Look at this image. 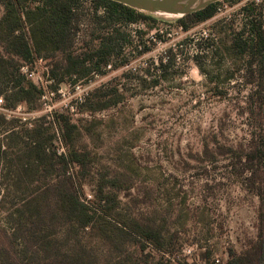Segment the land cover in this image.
Returning a JSON list of instances; mask_svg holds the SVG:
<instances>
[{
  "label": "rangeland",
  "instance_id": "374dc122",
  "mask_svg": "<svg viewBox=\"0 0 264 264\" xmlns=\"http://www.w3.org/2000/svg\"><path fill=\"white\" fill-rule=\"evenodd\" d=\"M88 7L87 1L81 8L77 51L93 29ZM156 16L162 20L128 26L143 31L136 41L148 52L126 47L102 74L66 78L56 90L53 60L39 59L26 69L44 90L40 109L8 111L0 102V113L22 122L69 113L79 128L75 146L88 161L83 171L110 180L120 189L121 210L162 231L167 252L146 248L147 264H219L243 252L258 232L260 200L231 148L249 147L253 135L264 133V104L256 102L258 78L250 82L245 69L249 56L229 46L246 22L249 33L252 18L264 30V0H219L213 17L188 30L176 16ZM148 28L159 33L156 39ZM170 51L179 57L159 67ZM55 143L66 153L58 132ZM83 193L88 198L91 187Z\"/></svg>",
  "mask_w": 264,
  "mask_h": 264
},
{
  "label": "trees",
  "instance_id": "16d2710c",
  "mask_svg": "<svg viewBox=\"0 0 264 264\" xmlns=\"http://www.w3.org/2000/svg\"><path fill=\"white\" fill-rule=\"evenodd\" d=\"M87 1L93 29L77 51L85 26L81 8ZM217 2L176 18V23L188 30L213 17ZM0 6V100L8 111L19 105L29 110L42 106L44 90L21 70L23 66L53 60L49 72L51 88L56 90L66 78L102 74L126 47L133 46L138 54L148 52L151 48L136 41L143 31L132 32L128 26L162 20L111 0H0ZM247 9L254 11L244 7L246 14ZM249 25V33L246 22L229 48L249 56L245 69L250 82L255 75L258 78L256 102L263 105V24L252 18ZM151 33L155 39L159 35ZM170 52L159 67L179 57ZM10 117L0 113V264H147L146 248L167 252L165 237L156 225L144 224L120 209V189L83 171L88 161L75 146L79 128L68 112L29 122ZM57 132L66 153L56 146ZM231 150L244 165L250 190L259 197V224L256 239L219 264H264V133L253 135L249 147ZM71 166L77 168L73 173ZM84 185L92 189L89 198L83 193ZM96 245L103 254L95 250Z\"/></svg>",
  "mask_w": 264,
  "mask_h": 264
},
{
  "label": "water",
  "instance_id": "95a60500",
  "mask_svg": "<svg viewBox=\"0 0 264 264\" xmlns=\"http://www.w3.org/2000/svg\"><path fill=\"white\" fill-rule=\"evenodd\" d=\"M152 15L176 18L202 10L219 0H111Z\"/></svg>",
  "mask_w": 264,
  "mask_h": 264
},
{
  "label": "built area",
  "instance_id": "2783aa9c",
  "mask_svg": "<svg viewBox=\"0 0 264 264\" xmlns=\"http://www.w3.org/2000/svg\"><path fill=\"white\" fill-rule=\"evenodd\" d=\"M21 70H22L24 73H26V75H27L29 78H32L33 73L30 72L28 69H26V66H23V67L21 68ZM42 98H44V96H43ZM0 102H1V100H0ZM48 107L51 108L50 106H48ZM89 197H90V195H89ZM89 197H88V198H89ZM219 262H220L219 259L216 258V259H215V263H219Z\"/></svg>",
  "mask_w": 264,
  "mask_h": 264
},
{
  "label": "bare ground",
  "instance_id": "6f19581e",
  "mask_svg": "<svg viewBox=\"0 0 264 264\" xmlns=\"http://www.w3.org/2000/svg\"><path fill=\"white\" fill-rule=\"evenodd\" d=\"M161 16H170V15H161Z\"/></svg>",
  "mask_w": 264,
  "mask_h": 264
}]
</instances>
